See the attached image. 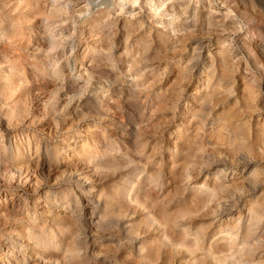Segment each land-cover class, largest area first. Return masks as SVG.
Returning a JSON list of instances; mask_svg holds the SVG:
<instances>
[{
	"label": "rangeland",
	"instance_id": "1",
	"mask_svg": "<svg viewBox=\"0 0 264 264\" xmlns=\"http://www.w3.org/2000/svg\"><path fill=\"white\" fill-rule=\"evenodd\" d=\"M262 39L264 0H0V264H264Z\"/></svg>",
	"mask_w": 264,
	"mask_h": 264
},
{
	"label": "bare ground",
	"instance_id": "2",
	"mask_svg": "<svg viewBox=\"0 0 264 264\" xmlns=\"http://www.w3.org/2000/svg\"><path fill=\"white\" fill-rule=\"evenodd\" d=\"M119 1H121V2H123V1H126V0H119ZM132 2H137V0H132ZM149 4V3H148ZM151 4V3H150ZM159 8V6H157V7H152V5H151V9L152 10H154V11H156L157 9ZM233 9H230L229 11H232ZM166 13H168V14H165V16H169V15H171V18L169 19V21H168V24L170 25V26H172V27H174L173 26V24H175L174 23V21H175V19H178L179 18V14L176 12V10L174 9V5H172L171 6V9L170 10H166ZM243 13V12H242ZM236 15V14H235ZM109 38V37H108ZM87 50V49H86ZM85 50V51H86ZM254 51H255V56H254V63H255V65L257 66V64H262L261 63V60L262 59H260V57H261V55L262 56H264V42H263V39H262V41L259 43V44H256L255 46H254ZM259 56V57H258ZM264 58V57H263ZM263 65V64H262ZM81 145H84L83 143L81 144ZM80 148H83V149H85L83 146H80ZM250 150H252V149H250ZM246 151H248V150H246ZM245 151V152H246ZM251 152V151H250ZM233 159V158H232ZM97 164H99V163H97ZM110 164H113V163H109V164H99V166L101 167V166H106V167H108ZM97 166V165H96ZM95 169H97V167H95ZM98 170V169H97ZM97 170H95V171H97ZM257 178V177H256ZM252 181V180H251ZM257 181V180H256ZM253 182H255V181H253ZM252 182V183H253ZM237 183H241V182H237ZM250 184L249 185H251V182H249ZM256 184V183H255ZM241 185H242V183H241ZM236 186V185H235ZM239 185L237 184V187H238ZM252 186H253V184H252ZM240 187V186H239ZM241 187H243V186H241ZM240 187V188H241ZM236 188V187H235ZM222 190H226L225 188H221ZM239 189V188H238ZM237 188L235 189V190H238ZM235 190H234V192H235ZM218 191V190H217ZM217 193V192H216ZM228 194V193H227ZM232 195H234L233 193H232ZM62 196V195H61ZM120 196H121V194H120V192H117V191H114L113 193H110L109 194V199H110V201H115L116 203H119V199H120ZM48 199H50V198H48ZM88 203V202H87ZM234 203V202H233ZM262 207V206H261ZM123 208V207H122ZM251 208V207H250ZM125 209V208H124ZM123 209V210H124ZM122 210V211H123ZM121 211V209H119V207H113L112 209H110V215H119V213L120 212H122ZM261 212H262V208H258L257 210H255V213H254V215L258 218L257 219V221H259L260 220V217H261ZM72 219V218H71ZM70 219V220H71ZM69 220V219H68ZM69 220V221H70ZM117 219L116 218H114V217H111V216H108V217H106L105 219H102V220H99L98 222H97V224L95 225L96 226V228L98 229V230H101V229H105V228H107L108 227V225L109 224H111L112 222H114V221H116ZM63 222V221H62ZM68 222V221H67ZM66 222V223H67ZM71 222V221H70ZM78 222V221H77ZM117 222V221H116ZM148 222L149 223H153L154 222V218H150V219H148ZM65 223V222H64ZM69 223V222H68ZM73 223V222H72ZM89 223L91 224L92 223V221L90 220L89 221ZM75 224V223H74ZM73 225V224H72ZM76 227H77V225H76ZM97 230V231H98ZM135 230L136 231H139V228H135ZM95 231V230H94ZM198 235V234H197ZM126 236H128V237H130V235H128V234H126ZM46 240V239H45ZM82 241L81 240H76V241H74V242H72V246H73V249H80L79 247H82ZM85 247V246H84ZM11 249V248H10ZM10 249H7V251L5 250V252L3 253L4 255H6L8 252H9V250ZM84 251V250H83ZM12 253V251L10 252V254ZM145 257L144 258H146L147 260H151V254L149 253V251L147 252V254L146 255H144ZM6 259H7V261H8V264H12L11 262H10V260L6 257ZM14 259V258H13ZM228 257L226 258V259H224V260H222V261H219V259H217L216 257H214V264H228ZM233 262V261H232ZM19 263V262H18ZM14 264H16V263H14Z\"/></svg>",
	"mask_w": 264,
	"mask_h": 264
}]
</instances>
